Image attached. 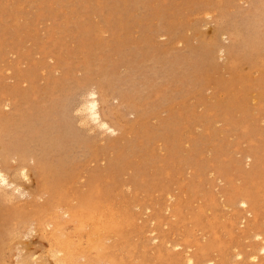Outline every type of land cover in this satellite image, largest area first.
Returning <instances> with one entry per match:
<instances>
[{"label": "rangeland", "instance_id": "1", "mask_svg": "<svg viewBox=\"0 0 264 264\" xmlns=\"http://www.w3.org/2000/svg\"><path fill=\"white\" fill-rule=\"evenodd\" d=\"M90 84L117 131L77 127L40 163H12L27 196L0 190V264H191L200 250L264 264V0H0V93L31 90L20 125L50 130ZM50 178L60 195L39 217Z\"/></svg>", "mask_w": 264, "mask_h": 264}, {"label": "bare ground", "instance_id": "2", "mask_svg": "<svg viewBox=\"0 0 264 264\" xmlns=\"http://www.w3.org/2000/svg\"><path fill=\"white\" fill-rule=\"evenodd\" d=\"M168 7V6H167ZM247 24L249 25V22H247ZM246 25V24H245ZM247 26V25H246ZM229 30H231L230 28H228ZM223 33H227V32H222L221 35ZM230 35V34H229ZM237 37V36H236ZM235 37V38H236ZM237 43H231L229 45H220L219 47V50L223 53H226L228 55H231V54H234L235 53V50L237 49ZM218 50V51H219ZM56 70V69H55ZM58 71V70H57ZM55 71V72H57ZM59 72V71H58ZM57 72V73H58ZM15 75V74H14ZM26 79V77H24ZM23 78V79H24ZM7 79V78H6ZM6 81V80H5ZM23 83V82H21ZM26 83L23 84V86L25 85ZM100 84H98L97 86H94L92 84L88 85V86H85V88L81 89V90H77V95L80 96L79 100L77 102H67V103H64L62 106L63 108L66 110L68 109V113L69 114H66V115H63L60 123H58L56 126H54L53 128H51L50 130H47V131H44V132H39V135H35V130H34V124L30 123V124H27L24 126V124H21L20 125V121H21V118L19 119L20 117V114L22 112V107H21V102L26 99L27 97H29V94H30V89L27 87V88H21L20 86H14L12 88H8L6 90H3L1 93H0V190L1 191H4L5 194H9L11 196H13V194H17L19 196H25L26 194V191L22 190L21 187H20V181L19 180H28V176H27V173H26V168L24 169V167H21V168H14V166L12 165V163L16 160H21V161H34V162H37V163H40V159L41 157L37 154L39 152V150H44L45 148L47 149H50V150H56V149H60L62 150V147L66 146L65 145V140H68L71 136H74L75 133L73 131V129L79 127L78 129L80 131H89L93 128H96V129H99L102 134L105 133L107 135V137L109 139L110 136H113L116 131H117V127H116V124L115 123H112L110 121V119H108L104 114H102L101 110H100V107H99V92H100ZM43 89V87L41 88ZM47 93V92H46ZM41 95V94H40ZM122 95L121 94H115L114 96V99H117V98H120ZM123 97V96H122ZM74 98V96H73ZM111 99V98H110ZM129 105V104H128ZM129 108V110L125 113H135V114H143L142 112H140V109L134 107V106H127ZM116 111V110H115ZM115 115V114H114ZM117 116V115H116ZM70 117V118H69ZM105 118V119H104ZM71 119V120H70ZM124 121V120H123ZM120 122V121H119ZM77 125V126H76ZM21 128L22 130H24V135L18 139V138H12L14 136V133L17 131V129ZM100 132V134H101ZM76 136V135H75ZM79 139L81 138L80 135L77 136ZM102 137V136H101ZM100 138V137H99ZM107 138V140H108ZM94 142V141H93ZM107 143L109 141H106ZM100 143V142H99ZM96 144V143H95ZM132 146L135 148V144H132ZM92 147V146H91ZM93 150V149H92ZM102 153V152H101ZM100 153V154H101ZM108 153V152H107ZM109 156V155H108ZM127 155L125 156H122V159H124ZM252 155L251 154H247V158H250ZM91 158V157H90ZM101 159V158H100ZM103 159V158H102ZM87 161V160H86ZM5 166H8V169H14V173H13V176L11 178H9V175L11 174H7L6 173V167ZM17 170V172H16ZM39 171V170H38ZM38 177V176H37ZM27 178V179H26ZM39 178V177H38ZM38 180V179H37ZM51 180V178H50ZM52 181V180H51ZM220 182V181H219ZM40 183V182H39ZM56 181L53 180L52 182H49L48 180H46V182L44 183V194H47L46 198L44 199V201H42L41 203L39 202H36L34 201V207H35V212L34 214L36 213V216L37 214L40 216V214L42 213H45L46 211H48L52 205L54 204V202L57 200L55 197L56 195H60V193H56L55 190L52 189L51 186H49L48 184L52 185L54 188H56ZM43 184V183H41ZM40 184V185H41ZM67 184V183H66ZM42 188V186H40ZM65 192H66V189H64ZM1 191H0V195H1ZM55 191V192H54ZM16 192V193H15ZM115 192V191H114ZM43 194V195H44ZM117 194V193H116ZM17 195H14L16 197H18ZM36 195V194H35ZM13 196V197H14ZM27 196V195H26ZM25 196V197H26ZM23 198V197H22ZM29 198V196H28ZM26 198V199H28ZM12 199V198H11ZM10 199V200H11ZM16 198H14L13 202L15 201ZM32 199V198H31ZM239 199V198H238ZM7 200V199H6ZM9 200V201H10ZM34 200V199H33ZM74 200V199H73ZM39 201V200H38ZM126 201V200H125ZM8 202V201H7ZM12 202V203H13ZM17 202V201H16ZM71 201L68 202V204H71L70 203ZM21 203H24L21 202ZM240 206L242 205L241 209L245 211L246 214H251L252 212V203H250V200L247 198V197H242L240 198ZM16 205V203H14ZM67 204V203H66ZM239 205V204H238ZM251 206V207H250ZM58 209H61L60 206H57ZM64 207V206H63ZM62 207V210L64 209ZM168 208V207H167ZM237 209V205L235 207ZM256 208V207H255ZM54 209V208H52ZM58 209H55L56 211ZM240 210V209H239ZM54 211V210H53ZM64 211V210H63ZM78 211V209H77ZM55 212V211H54ZM79 212V211H78ZM239 212V211H238ZM48 213V212H47ZM68 213V212H67ZM72 213V212H71ZM84 213V212H82ZM86 213V212H85ZM59 214V213H57ZM54 215V214H53ZM65 215V214H63ZM67 216H69L68 214H66ZM55 216H56V213H55ZM62 216V215H61ZM250 216V215H249ZM252 216V214H251ZM44 217V216H43ZM118 217V216H117ZM253 217V216H252ZM32 218V219H31ZM30 219L32 221H34L35 219H33L34 217H31ZM52 218V216H51ZM51 218L49 221H51ZM251 218V217H250ZM45 219V220H46ZM58 219V218H57ZM60 219V218H59ZM74 219V218H73ZM76 219V218H75ZM82 219V218H80ZM249 219V218H248ZM42 220V217L41 219ZM38 220V222L40 221ZM44 220V219H43ZM263 220V219H262ZM30 221V220H29ZM32 221H30L32 223ZM61 221V219H60ZM75 221V220H74ZM245 221V220H243ZM253 221V220H252ZM37 223V225L39 224L37 221H35ZM41 222V221H40ZM77 223V220L75 221ZM94 222V221H93ZM248 222V221H247ZM251 222V221H250ZM34 223V222H33ZM32 223V225H33ZM52 223V222H51ZM55 223V222H54ZM249 223V222H248ZM252 223V222H251ZM25 224V223H24ZM28 224V223H27ZM26 224V226H27ZM30 224V223H29ZM35 224V223H34ZM253 224V223H252ZM20 225V224H19ZM54 225V224H53ZM25 226V227H26ZM36 226V224H35ZM24 225L22 226V229L25 228ZM38 227H40V225H38ZM42 227V226H41ZM40 227V228H41ZM43 227H45V225H43ZM49 227V226H48ZM87 227V226H86ZM47 228V227H46ZM44 228V229H46ZM61 228V227H60ZM103 228V227H102ZM42 229V228H41ZM43 229V230H44ZM21 230V229H20ZM19 230V232H20ZM51 232L52 229H49ZM58 230V229H57ZM64 231V229H62ZM14 231V230H13ZM12 231V232H13ZM26 231V230H25ZM54 231V230H53ZM33 232V231H32ZM45 232H48L47 229ZM44 232V233H45ZM49 232L48 234L46 233L45 235H49ZM56 232V231H55ZM65 232V231H64ZM258 232V231H257ZM52 233H50L51 237H52ZM98 233V232H97ZM19 235V234H18ZM55 235V234H54ZM53 235V237H54ZM92 235V234H91ZM98 235V234H96ZM101 235V234H100ZM125 235V234H124ZM21 236V235H20ZM44 236V234H43ZM243 236V235H242ZM45 237V236H44ZM48 237V236H47ZM52 237V240L54 241H60L59 237H58V240H56V236L54 237L53 239ZM95 238V236H93ZM97 237V236H96ZM256 237L257 238H260V248L258 247L259 249V252L264 254V239L261 238L260 234H256ZM61 238V237H60ZM99 238V237H97ZM155 238V237H154ZM63 239V238H62ZM61 239V240H62ZM8 240V239H7ZM51 240V242H53ZM94 240V239H93ZM97 240V239H95ZM161 240V239H160ZM162 240L163 237H162ZM161 240V241H162ZM50 241V240H49ZM53 242V243H56V242ZM154 241V240H153ZM69 242V241H68ZM67 242V243H68ZM134 242V241H133ZM60 243V242H59ZM79 244V243H78ZM101 244V243H100ZM99 244V245H100ZM164 244V243H163ZM166 244V243H165ZM56 245V244H55ZM58 245V243H57ZM62 249L60 250L57 249V252L59 251H63L64 248L66 247V243L65 245L61 244ZM59 245V246H60ZM93 245V243H92ZM65 246V247H64ZM74 245L72 244V247ZM168 246V245H167ZM170 246V245H169ZM69 247V246H68ZM75 247V246H74ZM73 247V248H74ZM101 247V246H100ZM99 247V248H100ZM178 247V246H177ZM252 247V246H251ZM254 247V246H253ZM67 248V247H66ZM65 248V252H66V249ZM167 248V247H166ZM165 248V249H166ZM250 248V247H249ZM48 249V248H47ZM88 249V248H87ZM98 249V248H97ZM255 251L258 250V249H255L253 248ZM252 249V250H253ZM55 250V248H54ZM52 251L53 253H57L56 250L55 251ZM69 250V249H68ZM78 250V249H77ZM80 250V249H79ZM88 251V250H87ZM149 251V250H148ZM201 253L199 254H188L186 253V256H187V259L188 262H191V264L193 263L192 261L193 260H197L196 258H198L199 260L198 263L199 264H213L214 263V258H211L210 256H206L205 253H202L203 250H200ZM51 252V253H52ZM68 252V251H67ZM66 252V254H67ZM80 252V251H79ZM78 251L74 250L73 252L69 251L68 253H70L71 255L74 253H79ZM132 252V251H131ZM179 253V251H177ZM176 252V253H177ZM236 252V251H235ZM50 253V255H51ZM177 253V254H178ZM223 253V252H222ZM254 253V252H253ZM62 254V252H61ZM64 254V253H63ZM64 254V255H66ZM82 254V253H81ZM97 253H95L96 255ZM188 254V255H187ZM227 254V253H226ZM235 255V253H233ZM232 254V255H233ZM259 254V253H258ZM258 254H252L251 255V260L252 263H253V259L254 261L257 260L258 258ZM32 255V254H31ZM54 255V254H53ZM57 255L60 257V253ZM78 255V254H77ZM236 255L239 257L240 253H236ZM20 256V255H19ZM28 256V255H27ZM30 256V255H29ZM63 256V255H62ZM69 256V255H68ZM67 256V259L68 258H71L73 259L74 256H71V257H68ZM219 256V255H218ZM223 256V255H222ZM264 256V255H263ZM17 257V256H16ZM55 257V256H54ZM65 257V256H64ZM64 257H60L59 259H63ZM78 257V256H77ZM80 255H79V259H80ZM213 257V256H212ZM21 258L22 255H21ZM19 257V259H21ZM26 258L25 257V260H23L24 262L26 261ZM34 258V257H33ZM58 259V257H56ZM118 258V257H117ZM183 258V256L181 257ZM230 258V256H229ZM237 257L235 258H231V259H236ZM246 258V257H245ZM248 260L250 259V257L248 256L247 257ZM24 259V258H23ZM58 259V260H59ZM66 259V260H67ZM76 259V258H75ZM239 260H241V256L238 258ZM17 260V259H16ZM22 260V259H21ZM37 260V258H36ZM59 260V261H60ZM65 260V258H64ZM64 260L63 261H60V262H63L64 263ZM82 260V259H81ZM217 260V259H216ZM225 260V259H224ZM237 260V259H236ZM247 260V261H248ZM20 261V260H18ZM18 261L15 263V264H18ZM22 261V262H23ZM35 261V260H34ZM53 261L55 262V259H53ZM70 261V262H69ZM94 261V260H93ZM182 262L185 261V258H183L181 260ZM226 261V260H225ZM233 261V260H232ZM242 261H245V260H242ZM246 261V262H247ZM58 262V261H56ZM67 262V261H66ZM69 262V263H68ZM68 264L72 263L71 260L68 259ZM83 262V261H82ZM173 262V261H172ZM235 262V261H234ZM232 263V264H236V263ZM4 263V262H3ZM29 263V262H28ZM27 263V264H28ZM31 263H34L33 261H31ZM62 263V264H63ZM78 263V262H76ZM76 263H73V264H76ZM101 263V262H100ZM251 263V262H250ZM35 264V263H34ZM46 264V263H44ZM82 264V263H80ZM175 264V263H174ZM185 264V263H184ZM188 264V263H187ZM196 264V263H195ZM220 264V263H219ZM249 264V263H248Z\"/></svg>", "mask_w": 264, "mask_h": 264}, {"label": "clouds", "instance_id": "3", "mask_svg": "<svg viewBox=\"0 0 264 264\" xmlns=\"http://www.w3.org/2000/svg\"><path fill=\"white\" fill-rule=\"evenodd\" d=\"M34 162V161H33ZM27 179V178H26Z\"/></svg>", "mask_w": 264, "mask_h": 264}]
</instances>
